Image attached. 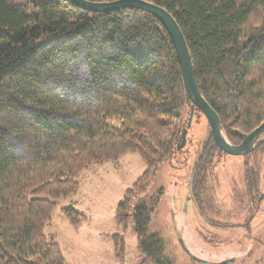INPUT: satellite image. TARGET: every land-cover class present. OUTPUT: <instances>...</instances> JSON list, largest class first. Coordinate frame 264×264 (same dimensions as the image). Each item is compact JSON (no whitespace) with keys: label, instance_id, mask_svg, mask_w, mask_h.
I'll list each match as a JSON object with an SVG mask.
<instances>
[{"label":"trees","instance_id":"1","mask_svg":"<svg viewBox=\"0 0 264 264\" xmlns=\"http://www.w3.org/2000/svg\"><path fill=\"white\" fill-rule=\"evenodd\" d=\"M144 1L173 17L201 96L227 140L240 144L264 122V0ZM190 107L175 47L152 15L0 0V264H68L44 234L56 200L75 194L90 166L131 153L146 170L118 203L115 224L132 226L140 264H176L151 223L163 192L147 191L171 155L186 149L178 143ZM195 116L203 117L197 109ZM220 154L209 136L199 145L189 196L206 222L238 227L236 208L216 198ZM263 168L261 144L243 161L254 201ZM60 211L72 227L86 220L72 205ZM114 245L122 260L121 235Z\"/></svg>","mask_w":264,"mask_h":264},{"label":"rangeland","instance_id":"2","mask_svg":"<svg viewBox=\"0 0 264 264\" xmlns=\"http://www.w3.org/2000/svg\"><path fill=\"white\" fill-rule=\"evenodd\" d=\"M207 131L205 118L193 117L186 149L174 152L158 170L147 191V194L159 189L163 192L151 216L152 228L162 234L166 251L176 264H219L224 259L233 260L228 264H264V201L248 227L225 228L220 223L216 227L206 222L190 199L192 168ZM213 164L219 181L218 203L238 207L243 191L242 158L229 156ZM145 170L146 164L135 153L117 161L92 165L83 172L75 194L56 200L57 208L44 234L58 244L68 264H140L143 261L132 226L121 231L114 218L125 191ZM67 205H72L86 220L77 227L69 225L60 211ZM116 235H121L123 240L122 260L115 255Z\"/></svg>","mask_w":264,"mask_h":264},{"label":"water","instance_id":"3","mask_svg":"<svg viewBox=\"0 0 264 264\" xmlns=\"http://www.w3.org/2000/svg\"><path fill=\"white\" fill-rule=\"evenodd\" d=\"M67 1L74 7L93 14L114 13L123 10H139L152 15L164 26L175 47L183 86L191 103L187 125L182 132L178 147L182 148L185 146V143H187L186 137L192 123L195 109L203 115L207 122L208 131L206 137L209 136L215 146L226 155L231 157H242L249 154L257 146L264 144V138H261L264 136V122L248 134L238 145H233L227 140L218 115L200 94L184 36L173 17L166 10L144 0H115L110 2H89L86 0ZM228 263H231V261Z\"/></svg>","mask_w":264,"mask_h":264},{"label":"flooded vegetation","instance_id":"4","mask_svg":"<svg viewBox=\"0 0 264 264\" xmlns=\"http://www.w3.org/2000/svg\"><path fill=\"white\" fill-rule=\"evenodd\" d=\"M262 137H264V136H262ZM220 153H221L220 154L221 159L222 158L226 159L227 157H229L228 155H226L222 151H220ZM245 156L240 157V158H242V161H244ZM243 176H244V174H243ZM261 187H262V189L261 188L260 189L262 190V192L259 194L258 199L256 201H254L253 199H251L249 197V193L245 187L244 179H243V191H242V195L240 198L239 206L235 207L236 209L231 208L232 210H237L235 212L234 218H243V221L240 220L238 223H236V225L238 227H248L252 223V221L254 220L255 214L258 212L262 202L264 201V187H263V185H261ZM238 214H241V215H238Z\"/></svg>","mask_w":264,"mask_h":264},{"label":"crops","instance_id":"5","mask_svg":"<svg viewBox=\"0 0 264 264\" xmlns=\"http://www.w3.org/2000/svg\"><path fill=\"white\" fill-rule=\"evenodd\" d=\"M90 168L87 169V171L89 170Z\"/></svg>","mask_w":264,"mask_h":264},{"label":"bare ground","instance_id":"6","mask_svg":"<svg viewBox=\"0 0 264 264\" xmlns=\"http://www.w3.org/2000/svg\"><path fill=\"white\" fill-rule=\"evenodd\" d=\"M190 114V113H189ZM194 117V116H193ZM189 118V117H188ZM193 120V119H192Z\"/></svg>","mask_w":264,"mask_h":264}]
</instances>
